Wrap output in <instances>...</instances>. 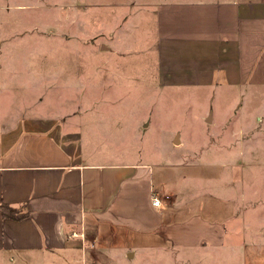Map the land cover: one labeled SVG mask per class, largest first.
<instances>
[{
	"label": "rangeland",
	"instance_id": "1",
	"mask_svg": "<svg viewBox=\"0 0 264 264\" xmlns=\"http://www.w3.org/2000/svg\"><path fill=\"white\" fill-rule=\"evenodd\" d=\"M154 1L0 0V129L27 116L55 118L94 162L148 163L155 187L173 181L181 194L170 221L190 212L227 226L221 241L199 245L162 238L150 249L131 236L122 260L264 264V88L160 81ZM74 232L81 250H67L68 263L116 259L107 246H123L126 236ZM12 256L0 254V264L53 260Z\"/></svg>",
	"mask_w": 264,
	"mask_h": 264
},
{
	"label": "crops",
	"instance_id": "2",
	"mask_svg": "<svg viewBox=\"0 0 264 264\" xmlns=\"http://www.w3.org/2000/svg\"><path fill=\"white\" fill-rule=\"evenodd\" d=\"M152 6L160 81L264 88V0H155ZM92 155L55 118L27 116L0 129V203L27 211L13 219L0 210V254L53 259L47 264H136L121 258L132 254L122 252L131 236L150 249L162 238L184 245L223 239L226 224L203 214L188 212L181 223L166 218L181 189L166 179L155 187L152 164L98 163ZM162 193V205H154ZM82 226L97 240L128 236L120 239L123 246L114 239L107 246L116 259L63 260L67 250H81L73 235Z\"/></svg>",
	"mask_w": 264,
	"mask_h": 264
},
{
	"label": "trees",
	"instance_id": "3",
	"mask_svg": "<svg viewBox=\"0 0 264 264\" xmlns=\"http://www.w3.org/2000/svg\"><path fill=\"white\" fill-rule=\"evenodd\" d=\"M0 210L4 216L13 219H21L27 215V211H22L20 208L5 203H0Z\"/></svg>",
	"mask_w": 264,
	"mask_h": 264
},
{
	"label": "built area",
	"instance_id": "4",
	"mask_svg": "<svg viewBox=\"0 0 264 264\" xmlns=\"http://www.w3.org/2000/svg\"><path fill=\"white\" fill-rule=\"evenodd\" d=\"M152 203L156 206H161L162 205V201L160 198H158L157 196H154L152 199ZM75 234V233H74Z\"/></svg>",
	"mask_w": 264,
	"mask_h": 264
},
{
	"label": "water",
	"instance_id": "5",
	"mask_svg": "<svg viewBox=\"0 0 264 264\" xmlns=\"http://www.w3.org/2000/svg\"><path fill=\"white\" fill-rule=\"evenodd\" d=\"M210 120V117H209V119H208V121ZM177 141V140H176Z\"/></svg>",
	"mask_w": 264,
	"mask_h": 264
}]
</instances>
